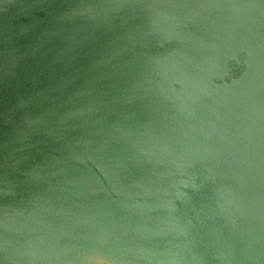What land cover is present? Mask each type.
Returning a JSON list of instances; mask_svg holds the SVG:
<instances>
[{"label": "water", "instance_id": "obj_1", "mask_svg": "<svg viewBox=\"0 0 264 264\" xmlns=\"http://www.w3.org/2000/svg\"><path fill=\"white\" fill-rule=\"evenodd\" d=\"M0 264H264V0H0Z\"/></svg>", "mask_w": 264, "mask_h": 264}]
</instances>
